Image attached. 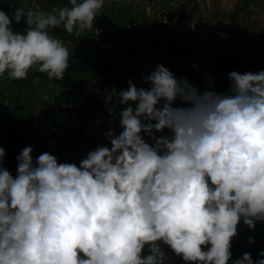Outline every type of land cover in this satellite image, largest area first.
Segmentation results:
<instances>
[{"label": "clouds", "instance_id": "obj_1", "mask_svg": "<svg viewBox=\"0 0 264 264\" xmlns=\"http://www.w3.org/2000/svg\"><path fill=\"white\" fill-rule=\"evenodd\" d=\"M69 4L0 10V77L64 79L70 52L51 33L91 30L105 0ZM228 79L226 92L211 77L201 91L158 64L147 88L113 87L122 131L79 164L47 151L34 160L25 146L13 175L0 146V264H164L162 245L184 264H264V250L231 251L241 221L264 222V70Z\"/></svg>", "mask_w": 264, "mask_h": 264}, {"label": "rangeland", "instance_id": "obj_2", "mask_svg": "<svg viewBox=\"0 0 264 264\" xmlns=\"http://www.w3.org/2000/svg\"><path fill=\"white\" fill-rule=\"evenodd\" d=\"M62 6H70L69 0H0V10L10 17L16 7L47 12ZM163 9L169 11L166 23L159 18ZM104 25L101 35L80 42L75 30H53L70 52L62 81L48 80L35 69L23 80L0 77V146L6 150L4 166L13 175L25 146L34 148V160L47 151L59 162L77 164L97 146L111 147L105 135L122 131L119 114L126 107L112 88L125 90L129 80L147 88L142 75L158 64L201 91L211 77L221 93L230 87L231 71L264 70V0H115ZM25 27L23 20L13 21L14 31ZM162 247L164 264H184Z\"/></svg>", "mask_w": 264, "mask_h": 264}, {"label": "trees", "instance_id": "obj_3", "mask_svg": "<svg viewBox=\"0 0 264 264\" xmlns=\"http://www.w3.org/2000/svg\"><path fill=\"white\" fill-rule=\"evenodd\" d=\"M248 237H254L255 243L249 244ZM260 250H264V222H257L254 231L243 223L237 239L235 238L232 243V260L241 257L244 252H250L254 260L258 259Z\"/></svg>", "mask_w": 264, "mask_h": 264}, {"label": "built area", "instance_id": "obj_4", "mask_svg": "<svg viewBox=\"0 0 264 264\" xmlns=\"http://www.w3.org/2000/svg\"><path fill=\"white\" fill-rule=\"evenodd\" d=\"M113 2H115V0H105V5L101 9L102 14L94 19L93 28L91 30H85L83 32L77 31L76 33L77 42H80L82 38H84L87 35L98 36L104 32L105 30L104 14L106 10L113 4ZM168 15H169V11L163 9L159 13V18L161 19V21H163V23H166L168 21Z\"/></svg>", "mask_w": 264, "mask_h": 264}]
</instances>
